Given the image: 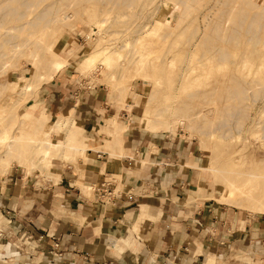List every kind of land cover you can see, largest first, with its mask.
Returning a JSON list of instances; mask_svg holds the SVG:
<instances>
[{
    "label": "rangeland",
    "instance_id": "374dc122",
    "mask_svg": "<svg viewBox=\"0 0 264 264\" xmlns=\"http://www.w3.org/2000/svg\"><path fill=\"white\" fill-rule=\"evenodd\" d=\"M23 1L0 0V6L7 5L10 10L26 11V18L29 19L49 7L52 10L49 19L57 18V20L52 24L40 25L35 29L37 32L40 27L48 26L45 33H42L43 37L41 36L39 39L40 50L38 49L37 59L34 63L29 64L25 55L15 53L5 42L4 33L9 18L6 13L0 10V140L4 139L3 143H0V180L4 183L3 191L8 175L16 167H20L25 172L24 176L27 180L33 179L38 188L42 185L48 186L50 182L57 186L61 181V176L59 177L58 173L62 166L74 165L78 167L80 160L88 161L89 149L104 151L111 158L122 155L120 150L114 152L110 145L114 141V136L109 133L108 119L116 114L122 126L128 125L125 127L124 135L129 127L136 129L146 141L144 143L148 151L156 152L159 143L167 144L171 141L192 145L195 148L198 153L195 162H189L187 165L198 169L197 176L199 175L200 179L195 187L201 182L204 185L200 186L197 191L195 187L185 190L189 196V207L197 205L200 197H205L213 199L224 210H228L231 215L227 218L228 222L234 221L236 213L244 217L248 224L251 223V220L264 222V212L258 209L257 202L245 198H240L239 202L223 201V197L228 194L226 187L230 183L242 187L248 184L246 188L261 192L264 198V138L260 137L262 133L259 131L264 123V97L257 103H254L250 96H247V100H238L233 98V95L228 102L222 100L224 98L221 96L225 89L219 84V81L224 79V70L218 60L216 64L220 67L215 65L214 68L212 63L218 57L215 56L214 59L208 54L209 50L221 47L227 48L229 52L233 51L232 43L226 45L218 37L216 38V33L212 32L213 23L222 19L221 16H225L230 5L252 4H247L243 0L239 2L233 0H33L32 3H36L34 4L36 6L26 10ZM256 1L258 5H264V0ZM248 10L249 8H247ZM64 12L70 13L71 17L61 20L60 16ZM205 15L208 17L206 18ZM159 21L163 23L161 31L158 34H153L154 36L149 35L151 36L149 37L147 30L156 26ZM97 22L100 23L97 25ZM203 25H207L204 37L210 38L204 43L200 42V46L194 47L195 51L188 50L190 42L196 35L201 34L199 30L194 35L195 30ZM176 26H178L177 30ZM183 28L185 29L183 30ZM172 32L174 33L170 34L172 36H166L167 33ZM164 33L167 39L163 38ZM141 34L144 37L146 35L145 40H142L144 43L135 39ZM157 41H159L158 44ZM171 42L174 47L178 45L177 50L186 53L185 55L189 52L188 56L195 61L197 66L201 61L198 59L203 58L204 61H201L200 68H198L200 70L196 76L204 70L202 69L204 66L201 67L203 64L206 65L204 72L209 70L206 68L212 69L213 67L214 70L210 69L211 72L213 71L210 75L213 82L207 80L202 83L201 87L194 85L193 87L188 85L189 80L186 78L188 84L185 85L184 90H180L181 86L177 82L181 72L179 65L185 55H174L175 51L171 53L169 51V47H172L170 46ZM145 45H148L146 47L149 49V63L139 66L140 70L137 72L131 70L130 66L140 59ZM150 48H153L151 53ZM98 49H107V52H113L115 49L120 51L119 61L123 60L124 64L121 65L119 61L117 64L113 58L111 67L106 70V66L101 60L92 65L83 61ZM204 53L206 56L203 57ZM60 56L65 59V64L61 72L56 74L53 71V63ZM173 58L177 65L169 66V60ZM209 61L212 62H210V66H208ZM154 64L157 65L156 69L152 67ZM52 73L55 75L54 78H52ZM146 73L152 77L164 75L165 82L160 86L162 89L158 88L160 93L155 96L156 99L153 101L148 99L154 89V84L152 81L148 82L144 79L143 75ZM202 74L205 73L202 72ZM65 75L76 90L82 91L92 87L103 89L104 106L102 107L100 104L94 112L96 121L95 124H92L94 128L78 123L79 117L77 113L75 115L76 106H72L64 112L55 113L57 115L51 118L44 108V104L41 103L40 96L44 85L52 82L56 77L64 78ZM167 79H171L172 82ZM168 84L170 85L168 86ZM130 85L135 88L132 93L134 98H130L127 102L126 99L124 100V94L125 89ZM209 87L217 88L216 95L213 97L216 106L221 108L238 106L246 109L244 116H237L230 120L242 123L239 134L235 133L236 135L233 137L222 136L223 133L225 135V129H222L213 136L206 137L198 133L197 130H187L180 123L171 130L168 124L162 125L156 122L145 125L141 122L143 114L146 115L147 112L151 117L161 113L170 118L172 109L174 110V106H177L176 103L183 100L191 101V107L196 111L202 105L205 106L208 100L204 99L203 101L198 98L200 99L198 105L197 97L195 101L194 99L192 101L187 94L194 93V91L197 93L199 90L201 92ZM119 88L120 94L116 92ZM249 92H253V89ZM166 96H173L172 101L170 102V98L167 100ZM179 99L180 101H178ZM169 104L171 112H164L163 107L168 110ZM166 105L168 106L166 107ZM106 107L108 108L106 109ZM159 109H162L164 113ZM60 116L67 120V125L64 128L55 125L61 119ZM225 118L230 117L225 116ZM221 119H224V116L219 115V121ZM256 131H258V135L254 134ZM44 139L51 143L47 149L41 147V141ZM67 144H74V150H69L66 147ZM136 158L138 159V157ZM139 164L142 169L150 168L145 160ZM76 171H78L77 168ZM255 171L256 173H254ZM252 176L259 180L253 179ZM83 185L82 181L77 183V187L82 189L84 195L90 199H97L96 188L87 184L84 189ZM56 193L59 195L58 190ZM105 200L108 201V198ZM11 225L9 220L0 214V230L9 232ZM33 245L35 243L26 232L15 229L14 233L0 241V264H20L21 253ZM239 249L240 245L232 243L224 253L223 251H211L208 256L214 254L219 260L216 264H254L256 259H261L255 255L251 248L247 252V257L251 260L246 262L238 257ZM205 259L207 262L206 254Z\"/></svg>",
    "mask_w": 264,
    "mask_h": 264
},
{
    "label": "crops",
    "instance_id": "0c3cea01",
    "mask_svg": "<svg viewBox=\"0 0 264 264\" xmlns=\"http://www.w3.org/2000/svg\"><path fill=\"white\" fill-rule=\"evenodd\" d=\"M61 77L41 90L48 115L76 106L78 123L94 128V112L104 106L103 89L76 90L66 75ZM115 115L108 119L110 135L116 133L110 121ZM144 142L129 127L111 146L122 155L111 158L89 149L88 161L62 166L57 186L38 188L14 168L4 191L0 180V214L12 224L9 232L0 230V241L15 229L29 235L35 245L21 253L20 264H216L218 258L208 254L224 253L232 243L240 245L239 258L249 262L252 248L261 257L253 263L264 264V222L248 224L237 213L228 222V210L205 197L189 207L185 190L200 179L198 169L187 165L195 162V148L171 141L151 152ZM144 160L150 168L142 169ZM81 181L84 189L96 188L97 199L84 195L77 187Z\"/></svg>",
    "mask_w": 264,
    "mask_h": 264
},
{
    "label": "bare ground",
    "instance_id": "6f19581e",
    "mask_svg": "<svg viewBox=\"0 0 264 264\" xmlns=\"http://www.w3.org/2000/svg\"><path fill=\"white\" fill-rule=\"evenodd\" d=\"M32 1L33 0H24L23 1V4H24L23 6L26 8V10H28V9L30 10L36 6V5H34L36 3H32ZM126 1H128V0H126ZM233 1L239 2L242 0H233ZM243 1L246 2L247 4H252V5H230L229 10L225 13V16L224 17L221 16L222 19H219L218 21L213 23L214 25L212 27V32L216 33V35H217L216 38L218 37V39L226 45L232 43L233 44V51L229 52V50L227 48H224V47L209 50L208 54L210 55V57L215 59V56H217L219 59L217 58L216 61L213 62L214 64L211 61H209L208 66H210V64L212 63V65H214V68H215V65L216 66L218 65V64H216L218 61L220 64H222L220 66L224 70L223 71V78L224 79L223 80L221 79L219 81V84H221L225 89L223 96H221L222 98H224L222 100H224L225 102H228L232 98V95H233V98H236L238 100H240V99L247 100V96H250L252 98V101L254 103H257L259 100L263 99V97H264V35L262 36V34L264 33V5H262V4L258 5L256 0H249V1L243 0ZM118 3H119V1H118ZM181 3H183V2H181ZM7 7H8L7 5L0 6V10L2 12L6 13V15L9 18L8 23H7L6 32L4 33V36H6L5 42L10 46V49L12 51H14L15 53L25 55L28 58L29 64L34 63L37 59L36 57L38 56V49L40 50L39 39L41 38L42 33L43 32L45 33V29L48 26L40 27L37 32H35V29L40 25L52 24V23L56 22L57 18L49 19V17L52 15V10L49 7L45 8V9L41 10L39 13L35 14L32 19L26 18V11H22L20 9L19 10H14V9L10 10ZM247 8H249L248 11H247ZM184 11H185V9H184ZM70 17H71L70 13H65V12L63 15L60 16L61 20H67ZM205 17H206V15H205ZM99 23L100 22H97V25ZM162 26H163V23L159 21L156 24V26L147 30V32H149V33L151 32V33L150 34L146 33V34L148 36L149 35L152 36L153 34H158V32L161 31L160 28ZM179 26H180V23H179ZM177 27L178 26H176V30H177ZM206 27H207V25H203V27H199L195 30L194 35H195V33H198L199 30H200L201 34L196 35L195 38L190 42L188 50L192 51L194 49V47H196V46L198 47L200 42L204 43V42L208 41V38H210V37H208V38L204 37ZM145 28H146V26H145ZM184 29L185 28H183V30ZM173 32L169 33V34L167 33L168 35L166 34V36L167 37L172 36L174 34ZM24 33H25V35H24ZM143 34H145V33H143ZM143 34L139 35L138 38H135V39H137L138 42H143L142 40H145L144 38L146 37V35L144 37ZM170 34H172V35H170ZM148 36H147V38H148ZM151 36H149V37H151ZM163 38L167 39L165 37V33L163 34ZM163 38H162V40L165 41ZM145 42H147V41H145ZM158 42L159 41H157V44H158ZM162 42H161V44H162ZM155 43H156V41H155ZM171 44H172V42H171ZM171 44H170V46H172V47H169V45H168L169 51L171 53L173 51H175L174 55H178V56H179V54H184L183 52H181V50L180 51L177 50L178 45L176 47H174V45L173 44L171 45ZM146 46H148V45H145V47L143 46L144 50H145V48H146V50L145 51L143 50V52L141 53L142 56H140V59L138 61L133 62L132 65L130 66L131 70L133 69L134 71L137 72L138 70H140L139 66H141V65L145 66V65H147V63H149V59H148V56H149L148 50L149 49H147ZM155 47H157V46H155ZM181 48H183V47H181ZM152 49L150 50V53H151V51H153ZM71 51H73V50H71ZM107 51H108L107 49L95 50L94 52L89 54L83 61H86V63L92 65L94 62L101 60L103 62V64L106 66V70H108L109 67H111V60H113V58L115 59V62L118 64V61L121 58V52L116 50V49L113 52H110V51L107 52ZM193 51H195V50H193ZM188 53H187V55H185L186 54L185 53L184 57L182 56L183 60H181L182 63L179 65V69L181 71L179 81L174 79L175 81L178 82V84H180V86H181L179 88L180 90H184L186 88L185 85L188 83H189L188 85H191V86L194 85L195 87L196 86L201 87L202 83L204 81H207V80L212 81L210 75L213 72V71L211 72V70H214L213 67H212V69L209 67L206 68L209 70H206L207 72H204V70H205L204 67H206V65L203 64L201 67L204 66L202 68L204 70L200 71V74H199L200 76L199 75L196 76L198 70H200L198 68H200V65L202 63L201 61H204V60L201 57H200V59L197 58L198 60H201L200 65L197 66V64H195V61L192 60V58L190 56H188L189 55ZM205 54L206 53H204V55H202V56L203 57L206 56ZM191 56H192V54H191ZM197 59H196V61H198ZM169 61H168L169 66L177 65V64H175L176 61H174V58L172 60H169ZM119 62L121 65L124 64L123 60H120ZM64 64H65V59L60 56V58L57 59L53 63V71L56 74L59 73ZM156 66L157 65L154 64L152 67L156 69ZM131 72H130V74H131ZM136 72H135V75L137 74ZM202 72L205 74H202ZM52 74L54 77L55 76L54 73H52ZM143 76L145 77L144 79L146 81H148V82L152 81L154 84V87H153L154 89H153V91H152V93L148 99L149 101H153L154 99H156L155 96H157V94L160 93V92H158L159 89H162L160 86H162L163 83L165 82L164 75L162 74L161 76H158V77L157 76L152 77L146 73ZM186 78H187V80H189L188 83L186 82L187 81ZM168 81L172 82L171 79H169ZM171 84H174V83H171ZM169 85L170 84H168V86ZM232 88H233L234 92L232 91ZM128 89H129V91H128ZM134 89L135 88L133 87V85H130L128 88L125 89L124 100L126 99V101L129 102L130 98H134V95L132 94ZM216 89H217L216 87L215 88L209 87L208 89L206 88L205 90H202L201 92L199 90L197 93L194 91V93L192 92L191 94L190 93L187 94L188 98L192 101H193V99L195 101V98L197 97L196 99L198 100V102H197L198 105H199V101H200V99H198V98H201V100H203V101H204V99L208 100V102L205 103V106L202 105L200 108L196 109V111L193 110L194 108L192 109L191 103H190L191 101L188 102L186 100H183L179 103H176L177 106L176 107L174 106L175 109L174 110L172 109V112L169 111V110H171L170 104H169L168 110H165L163 107L164 112H167V111L171 112V114L169 113L170 118L163 116L161 113L156 114L155 116L151 117L150 115H148V112H147L146 115L143 114L141 122L145 123V125H148L151 123H156V122H158L162 125L168 124L171 130L176 124L180 123L187 130H189V131L197 130L198 133H201L202 136L204 135L206 137L213 136L218 131H220V130L222 131V129H225V135L222 132L223 133V134L221 133L222 136L233 137L234 135L240 133L239 129L242 127V123H240V122L235 123V122H231L230 120H231V118H237V116H244L246 109H244L242 107H238V106H234L233 108H221V107L216 106V104L213 100V97H215V95H216ZM251 89H253V92L250 93L249 91ZM119 90H120V88L117 89L116 92H118L120 94ZM171 90H173V89H171ZM176 91H177V89H176ZM174 92H175V88H174ZM169 93H170V90H169ZM172 97L173 96L167 97V100H169V98H170V102H171ZM178 101H180V99ZM167 106L168 105H166V107ZM71 110H74V109H71ZM159 110H160V112H163L162 109H159ZM221 113H222V115H221ZM166 114L169 115L168 113H166ZM219 115L224 116V119H221L219 121ZM225 116L230 117V118H225ZM59 118H61V119L59 121H57L55 123V125L59 128H64L67 125V120L62 119L63 118L62 116H60ZM119 120H118L117 115H115L114 117L111 118V123L116 130V133L114 135H112V136H114V141L110 143L111 146L117 145L118 138L122 136V134L125 131V127L128 126V125L122 126L120 124ZM216 120H218V121H216ZM121 126H122V128H121ZM259 131L262 133V135H260V137L263 139L264 138V123H262V126L260 127ZM226 133H228V134H226ZM254 134L258 135L259 133H258V131H256ZM227 138H229V137H227ZM262 139H260V140H262ZM13 140H15V139L13 138ZM13 140H12V142H13ZM111 140H113V139H111ZM3 141H4V139L1 138L0 143H3ZM41 145H42L41 147H43V149H47V147L50 146L51 143L48 142L47 140L45 141V139H44L41 141ZM66 147L69 148V150H74L75 145L74 144L73 145L67 144ZM254 173H256V171ZM258 177H259V175H258ZM252 178H253V176H252ZM254 178L257 179V177H254ZM257 180H259V179H257ZM250 184H252V183H250ZM247 185L248 184L244 185L243 187L237 186L233 183H230L228 186L226 185L227 186L226 188L228 189V194L223 197V201L239 202L240 198H245L246 200L257 202L258 203V209L260 211L264 212V198H263L262 193L259 191L256 192L251 188L250 189L246 188ZM253 185H254V183H253Z\"/></svg>",
    "mask_w": 264,
    "mask_h": 264
}]
</instances>
